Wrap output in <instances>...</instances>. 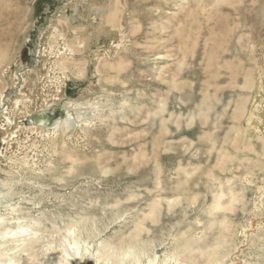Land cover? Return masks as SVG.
Instances as JSON below:
<instances>
[{
	"label": "rangeland",
	"instance_id": "1",
	"mask_svg": "<svg viewBox=\"0 0 264 264\" xmlns=\"http://www.w3.org/2000/svg\"><path fill=\"white\" fill-rule=\"evenodd\" d=\"M102 1L81 0L72 16L68 11L75 8L62 11L68 0H0L5 21L1 28L11 33L4 44L11 53L7 62L11 61L0 69L8 86L0 80V96L4 95V107L13 111L9 120L22 123L24 129L21 134L19 129L9 130L4 125L10 121L1 118V162L7 152L19 156L31 147L27 140L34 137L30 130L41 111L19 120L9 101L37 90L34 74L44 70L46 50L54 44L46 35L52 19L65 13L71 20L68 25H89L93 34L105 6L104 14L116 8L119 17L116 31L92 45L108 60L104 66L99 58V74L85 45L78 47L79 54L65 56L86 61V69L84 74L75 68L67 72L59 99H54L57 93L49 94L53 105L43 112L42 128L67 117L61 103L68 101L91 103L84 105V115L94 121L77 130L72 127L64 136L63 129H56L32 154L31 170L18 164V177L26 182L15 190L18 195L10 204L41 221V242L32 256L35 264L39 259L59 264L52 256L74 220H82L78 233L92 250L103 241L115 243L122 233L129 236L144 222L149 256L162 257L188 243L198 248L194 242L200 238L206 244L210 224L224 217L239 232L255 227L253 220L263 224L262 232L250 231L248 239L235 237L227 250L239 249L243 261L238 264H264V215H254L255 203L260 202L257 188L264 185V138L247 126L251 104L264 86V0ZM86 13L91 15L85 19ZM61 25L72 45L78 38L75 29ZM248 72L251 80L245 88ZM55 75L47 86L56 83ZM262 96L264 102V92ZM243 102L245 115L237 119ZM92 108L98 112L92 113ZM70 122L75 124V118ZM6 129L9 135L16 132L8 139L13 147L2 144ZM5 166L0 167L2 179H7ZM220 185L226 195L231 188L244 198L233 214L214 220L209 208ZM84 224L95 231L90 239Z\"/></svg>",
	"mask_w": 264,
	"mask_h": 264
},
{
	"label": "bare ground",
	"instance_id": "2",
	"mask_svg": "<svg viewBox=\"0 0 264 264\" xmlns=\"http://www.w3.org/2000/svg\"><path fill=\"white\" fill-rule=\"evenodd\" d=\"M79 1L81 0H74V1L68 0V4L65 5L64 10L62 11L64 12L68 10L69 8L70 9L75 8L76 10L74 9L72 12V16H73V14L77 13L76 11H78L76 6H77V3L79 4ZM93 1L96 2L97 0H93ZM100 2L103 3L102 0H100ZM72 5H74V7ZM87 7L85 6V8ZM106 9L107 8L105 6L104 10L101 12L100 22L99 23L95 22L96 25H95L93 34L88 32V28L90 27L89 25H84L85 27L82 26L81 28L79 27L76 28L74 26H71L70 24L68 25V21L70 23L71 20H69V18L66 17L67 15H65V13H61L59 16H55L54 19H52L51 26L49 30L46 32V35L48 36L50 35V39L54 42V44H50V46L48 47L49 49L46 46L47 48L46 51H48V54H46V56L48 55L47 59L49 60L46 63L44 70L39 71V73L36 72L37 74H34L33 78H34V83H35L37 90L35 92L31 91L30 94H26L23 92H21L19 95L17 94V96L15 94L16 97H14V100L9 101L10 104L13 105L11 106L12 109H14V111L16 110V113H17L16 116L17 118H19V120H21L23 117L35 115L34 113L36 111L37 113L41 111V113L38 114V116L41 118H44L43 112L46 113L47 110H49V108L52 107L53 105V103H51L50 101L51 98L49 97V94L51 95L52 92H55L58 95L57 96L53 95L54 99L60 98L59 91L62 90L61 87L63 84V79L67 77L66 75L67 72L75 68L76 70H78L76 73L83 71V74H84V71L87 65L86 61H76L74 59L65 57L67 54L68 56H73V54L74 55L79 54L78 47L82 48L85 45V48L89 49V53H88L89 60L91 61V63L93 62V60H95L97 63L95 66L96 67L95 73L99 74L100 72L99 64H98V60L100 57H103L101 64H103L104 66L108 64L107 63L108 60H106L105 55L102 54L100 49L92 47L94 42L99 41L102 35H107L114 30L116 31L117 29L116 27L119 22L118 10L114 8L106 15L104 14ZM78 14H81V13H78ZM89 15L86 13L85 19L90 17ZM2 16L3 14L0 13V69L3 66V64H6V62L9 60L8 57L11 54L10 50L8 54H7V51H5V49L8 47H5L4 44L5 42H7L8 39L11 38V33L10 31H5L4 29L1 28L2 24L5 22L4 20H2ZM63 22L66 23L69 29L73 27V29H75L74 34L78 36V38L75 37V40L72 42V45L69 44V42L67 41L65 33L63 31V28L61 25ZM109 29L111 31H109ZM44 36L45 35L43 34L42 38ZM14 49L17 51L15 47ZM107 54H110V52H107ZM11 58H12V55H11ZM9 62L7 63L9 64ZM2 70H3V67H2ZM11 71L12 70H10V72ZM2 74L0 75V80H4L6 86H8V83L6 82V79ZM51 74L53 75L57 74L59 76L55 75V77L52 79L56 83H51L50 86H47L46 83L49 84V81L51 79L50 77ZM245 78H246L245 79L246 81L245 88H246L250 85L251 74L248 72ZM12 80H14L13 77H12ZM39 88L41 90H39ZM46 89L48 91H46ZM258 92H259L258 96L256 95L254 101L251 104L250 118L247 121V126L250 127L257 134L258 137L264 138L263 137L264 136V102H263V96H262L264 92L263 85L260 87ZM3 96H4L3 94H1L0 96V121H1V118L2 119L7 118L8 121L10 122L4 125V127L11 128L9 130H12V131H14V129H17V130L19 129L17 133H20L22 132V130H24L23 128H21L23 127V125L22 123L16 124V123H13L11 120H9L11 116L10 112H13V111L10 110L8 107L5 108L6 105L4 107L5 102H4ZM37 97L39 98L37 101H35ZM97 100L98 98L95 97L93 101L95 102ZM90 104L91 103L82 104L80 101H77V100L68 101L66 103L63 102V104L61 103L62 109L65 110L67 117L62 118L61 120L54 121V123L51 126L49 125L50 127H48V129L42 128L45 126V119L38 123L36 122L35 126L30 130L32 132V135H34V137L29 138L27 140L28 143L29 141H31V147L27 148L25 153L21 152L22 154L20 153L19 156L13 155L11 157V156H8L9 152H7V155H5L3 158L4 162H1L2 160L0 161V167L6 164L5 167L8 168L7 171L3 172L7 176V179L0 178V264H35L36 261L33 260L34 250H35L36 245L41 242L40 233L43 232L40 229L42 224L39 219H37L34 216H31L32 214L30 216L28 215L26 216V214H23V210L18 209L19 205L10 204V199L18 195L15 192V190L18 188V186H21L22 181L26 182L24 177H18V174L22 172L21 169L17 170L18 164L21 166L22 169L27 168V170H31L32 168L31 165L33 163L32 154L37 152L38 146L41 144V142H44L46 138L50 136L51 132L55 133L56 129L57 130L59 129L60 131L61 129H63L61 133L64 136V133H66L72 127L74 128V130H77L76 126L81 127L82 125H87L93 122L94 119L91 118V116L84 115L87 112V108L85 106L90 105ZM90 111L92 113H97L98 108H92ZM245 112H246V103L243 102L242 104H240L239 111L236 112L237 119H240L243 115H245ZM39 117H36L35 119H38ZM73 118H75L76 125L70 122V119L73 120ZM1 126L3 127V125ZM25 129L28 131L26 126H25ZM4 133L8 134V136L5 135L8 138L6 139V137H4L2 139L3 146L5 145L7 146L9 144V147H13V144L10 143L8 139H10V137L12 138V136L14 137V134L16 132H14L12 135H9L10 133L6 129ZM219 164L221 165V170H223L222 167L225 165V163H223V160L220 161ZM248 182L251 183L250 181ZM227 184H231V182L228 181ZM257 190H258V195L260 196V202H259V205L257 201L255 203L257 207H254V215L256 216L259 214L262 217L264 215V185L263 187H258ZM226 192H227V195L225 194L223 190V186L220 185V192H218L214 196V202L209 208V214L214 220H217L220 217H222V214L224 215L233 214V212L235 211L236 205L243 202L244 194L234 191L231 188L228 189ZM4 211L7 213L5 214ZM24 212L29 213L26 211ZM4 215H6L7 217H5ZM119 217L121 218V216ZM144 219L147 220L148 217H145ZM81 221L82 220H79V221L74 220L73 224H70L69 226L66 225L67 227L63 235V241L61 245L59 246L61 247V249L59 251H56L55 255L53 254L52 256L53 263L99 264V261H102L103 264H238L240 261H243L239 259V255L237 254L239 253V249L235 248L237 252H233V253L228 252L227 250L228 246L232 243L235 237H239L241 235L242 237L248 239V238H251L249 237L250 231L260 230L262 232V229H263V226H262L263 224L261 222L253 220L252 223H255V227L250 226V227H247L245 230H243V232H239L238 231L239 229H237L236 226H234L233 228L232 224H230L227 221V218L224 217L223 221L221 222L215 221L210 224L209 226L210 233L208 236L205 237L206 244L203 243L204 240L200 238L198 241L194 242L195 244L198 245V248H196L193 244L188 243V244H185L183 248L178 247L175 250L172 249L173 252L169 251L170 252V253L168 252L169 254L165 253L162 257L156 253L152 257V256H149L151 254H149L150 250H149V245H147L148 242H145L143 240V235L147 234L145 232H149L146 226L143 225L144 222H140L139 224H136L134 231L129 236L125 237V235L122 233V235L118 237V240L115 243L110 242V241H103L101 242V244H99L97 249L92 250L91 243L83 240L81 237V234L78 233L81 231V227L83 224V222ZM96 230H99V228ZM83 231L84 233H88V239H90L93 235L94 230L92 226H87L86 224H84ZM100 231L101 230H99V232ZM237 231L239 235L237 234ZM256 236H259V234H257ZM24 255H27V258ZM35 259H37V257ZM145 259L147 260L146 262H145ZM37 262H40L39 264H43L40 261V259Z\"/></svg>",
	"mask_w": 264,
	"mask_h": 264
},
{
	"label": "water",
	"instance_id": "3",
	"mask_svg": "<svg viewBox=\"0 0 264 264\" xmlns=\"http://www.w3.org/2000/svg\"><path fill=\"white\" fill-rule=\"evenodd\" d=\"M73 12V10H69L68 14H71ZM43 119L41 117H39L38 119H35V121L38 123L40 121H42Z\"/></svg>",
	"mask_w": 264,
	"mask_h": 264
}]
</instances>
